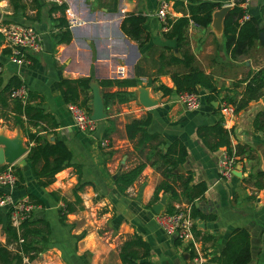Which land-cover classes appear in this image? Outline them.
Returning <instances> with one entry per match:
<instances>
[{
    "label": "crops",
    "instance_id": "0c3cea01",
    "mask_svg": "<svg viewBox=\"0 0 264 264\" xmlns=\"http://www.w3.org/2000/svg\"><path fill=\"white\" fill-rule=\"evenodd\" d=\"M210 1L223 7L227 0ZM63 4L71 40L58 44L54 34L61 14L53 12V6L43 0H0V25H28L43 35V50L32 56L31 66L16 68L8 64L0 49L2 76L8 79L17 75L28 92L42 97L45 112L53 116L58 127L40 135L51 144L62 142L72 154L71 165L56 174L47 187H39L31 172V177L24 176L23 189L3 190L15 201L32 195L43 204L38 205L33 219L47 220L51 236L46 250L31 264H122L120 247L134 236L149 245L147 260L152 264H191L189 244L167 236L156 224L152 207L159 201L152 203V199L163 181L161 174L147 165L124 194L117 191L113 181L114 175L143 161L144 157L134 152L127 139L125 126L147 115L151 117L148 133L158 134L168 144L180 141L186 147V161L178 173L191 172L192 185L204 182L207 186L196 208L213 219L195 220L194 234L200 248L216 260L233 232L244 230L250 246L247 264H264V132L254 126L256 116L264 111V98L249 103L232 116L222 118L218 110L221 99L238 97L243 90V86L235 87V83L264 66V44L258 39L248 55L235 59L226 50L223 23L221 31L212 22L207 28L191 23L182 50L192 54L196 66L213 78L219 97L208 102V92L199 88L200 107L187 111L177 102V95L164 96L154 91L160 85L173 90L170 73L183 71L181 66L168 65L169 55L180 58L181 53L175 41L163 37L161 24L154 16L157 0H64ZM186 10L175 5V19ZM248 12L264 30V0H250ZM129 15L145 19L147 41L131 40L121 32V23ZM87 77L98 84L116 80L138 82L135 88L100 87L101 94L126 91L134 93L135 99L124 104L109 103L105 109L107 118L97 122L92 135L72 126L59 88L63 80ZM142 78L147 81L140 85ZM138 88L147 89L157 105L142 107ZM89 95L90 106L91 90ZM219 122L230 133L232 149L239 147L245 152L236 156L239 164L229 180L218 176L217 166L225 150L210 151L197 134L199 128ZM106 131L108 138L103 137ZM18 134L24 146H34L20 129L0 125V135L14 138ZM104 140L110 142L109 149L102 146ZM79 185L82 189L76 191ZM75 191L80 201L77 210L67 214L61 223L59 211L64 207L61 200L73 202ZM168 204L175 208L185 202L171 201L166 195L163 212ZM0 242L5 243L1 227Z\"/></svg>",
    "mask_w": 264,
    "mask_h": 264
},
{
    "label": "trees",
    "instance_id": "16d2710c",
    "mask_svg": "<svg viewBox=\"0 0 264 264\" xmlns=\"http://www.w3.org/2000/svg\"><path fill=\"white\" fill-rule=\"evenodd\" d=\"M241 0H237L235 6L225 16L223 21V36L226 42V50L232 58L243 57L249 54L258 40V23L250 18L247 22L240 24L243 10L239 6ZM52 9L53 12L59 11L61 17L56 20L58 32L54 34V39L58 44H66L71 40L68 24L64 18L65 6ZM222 5L210 0L205 2H191L186 13L169 23L170 28L163 32V37L167 41H175L180 50L181 57L176 58L169 55L168 65L181 66L182 72L170 73L174 89H169L163 85L154 88L155 92H161L164 96L178 95L184 92L198 93V89L208 92V102L217 101L219 92L216 90L213 78L201 71L195 63V58L186 50H182L186 42V33L192 23L201 28H207L212 22V15L216 10H220ZM145 19L140 15H129L121 23V32L129 39L140 42L147 41L149 36L144 29ZM3 38L0 34V48ZM140 45V44H139ZM7 50L1 51V56L7 55ZM164 57H162V61ZM0 63V125L7 128L20 129L26 139L34 146L29 148L26 161L30 164L33 177L37 185L45 188L55 179V175L71 165L72 154L62 142L49 143L47 138L40 133L48 134L58 127V123L53 116L46 113L42 103L43 99L38 94L28 92L25 101L12 98L14 90L24 85L23 81L17 76L12 75L4 79L1 72ZM90 77L73 80H63L59 84L62 98L65 104H76L90 113L89 84ZM136 80H116L103 81L99 83L102 88L117 87L119 89L135 88ZM235 87L243 86V90L238 97L229 96L221 99L234 108L235 113L245 109L249 103L259 101L264 98V66L247 78L234 84ZM104 108L109 103L124 104L135 99V94L126 91L114 93L105 92L102 94ZM220 111V108H218ZM151 122L150 115L140 120H133L125 126V133L129 142L133 145L134 152L143 156V161L135 167L117 173L113 177L114 184L120 194L126 190L140 177L147 165L153 166L163 177V181L157 187L152 203L160 200L162 195H169L171 201H184L190 206L191 217L201 220L213 219L204 216L196 208V203L200 201L207 190L204 182L192 185L191 172L185 174L178 173V169L185 164L187 150L180 141L166 143L161 140L158 134L148 133L147 128ZM255 128H260L264 132V111L259 113L254 120ZM32 129L35 132H32ZM197 134L205 146L210 151L224 149L227 154H232L230 133L224 129L221 122L204 126L198 129ZM109 133L103 134L108 138ZM235 155L241 156L245 152L242 148H235ZM8 165L0 166V172L8 168ZM18 178L16 187L23 189L24 175L16 165L11 166ZM82 189V185L76 191ZM74 193L73 202L62 199L64 207L59 211V221L63 223L66 215L77 210L80 203L79 198ZM4 194L0 189V196ZM53 198H57L53 194ZM28 199L34 205H43L34 196L29 195ZM175 208L167 205L164 213L171 214ZM11 210L0 209V227L5 238V243L0 242V264H31L44 250H46L51 236L49 222L45 219H31L23 222L18 229L12 226L10 221ZM195 231L197 229L195 228ZM149 245L140 237L134 236L125 241L119 250V257L122 264H152L147 260L149 257ZM250 260L249 236L244 230L233 232L224 250L215 261L218 264H247Z\"/></svg>",
    "mask_w": 264,
    "mask_h": 264
},
{
    "label": "built area",
    "instance_id": "2783aa9c",
    "mask_svg": "<svg viewBox=\"0 0 264 264\" xmlns=\"http://www.w3.org/2000/svg\"><path fill=\"white\" fill-rule=\"evenodd\" d=\"M47 4L55 7L63 5L64 0H43ZM205 2L207 0H157V8L154 16L161 24L163 32H167L170 28L169 23L175 20L174 6L180 5L187 8L193 2ZM237 0H227L223 7L233 8ZM250 0H241L240 7L243 15L240 24L250 20L251 16L248 12ZM69 27V25H68ZM58 32V30H57ZM0 34L3 42L1 50H7V63L19 68L22 66L32 65V56L39 54L43 50V35L35 28L28 25L7 24L0 25ZM147 80L142 78L139 84L146 83ZM28 90L25 85L14 90L11 94L12 98L25 101ZM177 102L187 111H196L201 104L200 96L195 92H184L177 95ZM67 110L71 118L72 126L79 132L92 135L97 130V122L90 118V113L76 104H68ZM220 111L222 118L232 116L234 108L226 102L220 103ZM225 124V120H224ZM105 149H109L111 144L108 140L102 142ZM239 164L235 151L229 155L225 151L224 155L218 163V176L222 180H229L234 177L236 166ZM18 178L11 166L0 172V189L13 190L16 187ZM39 206L34 205L28 198L19 201L13 200L9 193L4 192L0 196V209H10V221L13 227H18L25 221L33 219L34 212ZM157 226L167 235L175 236L182 242L189 244L188 250L191 252V264H218L207 252L203 251L195 238V220L191 217L190 206L187 204L178 205L171 214L161 213L156 215Z\"/></svg>",
    "mask_w": 264,
    "mask_h": 264
},
{
    "label": "water",
    "instance_id": "95a60500",
    "mask_svg": "<svg viewBox=\"0 0 264 264\" xmlns=\"http://www.w3.org/2000/svg\"><path fill=\"white\" fill-rule=\"evenodd\" d=\"M231 9V7H222L220 10L213 13L212 25L216 30L221 31L224 18ZM258 28L260 30L258 39L264 44V30L262 24H259ZM174 53L178 56L177 49L174 50ZM89 88L92 94L90 118L96 122L102 121L107 118V114L105 113L104 100L100 91V86L98 83L91 81ZM138 101L142 107L147 109L153 108L157 105V101L149 96V91L145 88H138ZM28 151L29 148L24 146L23 139L19 134L14 138H7L0 135V165L14 166L17 163V167L22 170L25 178L31 177L30 168L26 163V160L23 159ZM165 202L166 195H163L159 202L152 207V210L156 215L163 212ZM198 224L201 225L202 221L198 220Z\"/></svg>",
    "mask_w": 264,
    "mask_h": 264
}]
</instances>
